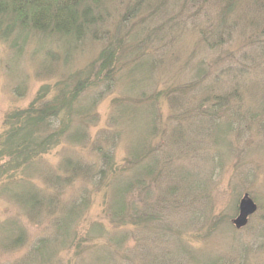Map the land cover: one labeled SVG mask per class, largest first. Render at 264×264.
<instances>
[{"label": "rangeland", "instance_id": "obj_1", "mask_svg": "<svg viewBox=\"0 0 264 264\" xmlns=\"http://www.w3.org/2000/svg\"><path fill=\"white\" fill-rule=\"evenodd\" d=\"M100 1L96 39L0 35V264H264V53L250 56L264 45V13L234 0L219 47L202 37L218 26L223 0ZM109 42L121 56L107 91L97 61ZM86 76L67 138L16 156L20 137L10 133L37 94ZM72 131L83 134L71 140ZM133 149L145 150L138 167L150 174L122 202L127 216L146 217L120 224L113 187L128 180ZM68 159L86 176L66 172ZM245 194L257 210L236 229Z\"/></svg>", "mask_w": 264, "mask_h": 264}, {"label": "trees", "instance_id": "obj_2", "mask_svg": "<svg viewBox=\"0 0 264 264\" xmlns=\"http://www.w3.org/2000/svg\"><path fill=\"white\" fill-rule=\"evenodd\" d=\"M223 1H225L226 7L221 12V18L218 26L214 27V33H211L209 36L210 38L205 35L202 37L203 40L207 41V46L210 45L212 40H214L212 45L215 44L219 47H221L225 42L224 38L226 36L221 37V35L222 33L225 35L227 34L224 32V28L226 27L225 25L228 23L227 13H233L232 8L234 9L236 1ZM138 2L140 3V1ZM138 2L129 9L130 11H128L127 17L131 14V9H138ZM102 5L103 4L100 0H0V35L5 39L11 35L15 38L18 36L17 34H21L22 31H29L36 32L37 34L43 36H54L60 40L75 42L84 40L86 36L96 39V37L103 31L101 30L103 28ZM254 5L257 12L260 13L262 11L264 13V0H254ZM126 20L127 18L124 17V24H121L122 27H124ZM120 45L121 44L119 43H116L115 45L114 43L109 42L107 46L102 49L99 60L97 61L100 70L99 76L104 75L100 84H105L107 91L108 89L110 90L111 87V82H109L111 79L110 75L112 76L115 73L110 70L113 69V65L117 63L118 57L121 56V53L119 52L121 49ZM252 51L253 52L250 56H253V53L260 56L264 53V45L254 44ZM254 58L255 57H250L249 60H253ZM91 81L92 79L88 76L85 78L76 77L72 84L66 85L56 91L50 98H47V93L40 91L29 105L28 109L19 115L20 117L23 116L24 120L21 122V120L16 119V126L13 127L14 129L10 133H14L16 137V140H14L13 143L18 141V138L20 137L21 143L17 146L18 148L16 151L20 147L21 149L15 153L16 156L21 158V156L24 157L25 154L30 155L31 153L34 154V152H36L37 155L44 154L49 150V146L54 140L53 137L56 138V142H58L59 139L62 140V138H67V133H69L70 130L71 118L76 113V104L84 92L92 84ZM101 95L102 94H100V96ZM233 95L234 92L227 95V97H218L221 101L215 98L213 105L202 110L198 115L202 117L210 115V112H212L210 110L211 107L219 109L222 106V99H228V97ZM174 99L175 98L172 99V103L175 105L177 102ZM58 120L61 122L59 129L55 128L50 134H43L44 136L39 135L43 132L45 133V131L48 132L51 130L54 123ZM20 126L22 128L21 131H23L21 132L23 133L22 136H19L20 133L18 134V132H16V129ZM82 134V131H72L69 134V138H71V140H78V138H81ZM38 136H41L39 140L36 139ZM38 149H43V152H39ZM141 151V149L131 150L130 157L125 160L128 166L126 169L129 170V174L125 178L128 180H125L124 182L119 180V184L117 183L118 181L115 183L116 187H113V194L117 196L116 200L122 202L123 192L125 191L126 194L130 193V191L132 192L133 188L139 186L140 184L139 176H147L150 174L147 172V167L149 166L146 167V171L141 172V170H139V161L142 155H144L145 150L143 152ZM103 157L106 160V164L111 165L112 156L104 154ZM147 159L148 158L145 155L142 158V161H145L147 164ZM65 163L64 169L66 172V168H70V170L78 174V176H86L85 172L87 171L78 165H72L71 160L68 159ZM99 173L102 174V170H100ZM107 173L108 172L106 170V175ZM114 174H116V171ZM120 174L123 176L126 173L124 171H120L116 177L121 176ZM118 179L121 178L118 177ZM120 184L123 185L120 186ZM124 184L126 185L125 187ZM24 195H27L26 198H29L25 199L27 200L25 203L30 204V200L32 199L31 192L28 191L24 193ZM133 210L134 209L132 208L131 213L136 214L127 216L125 213L126 208L124 207L123 202L121 203L118 211L114 209L117 214L116 216H118L121 220L120 224L125 221H129L131 223L143 222V218L146 217L145 214L141 213L139 210L138 213L133 212Z\"/></svg>", "mask_w": 264, "mask_h": 264}, {"label": "water", "instance_id": "obj_3", "mask_svg": "<svg viewBox=\"0 0 264 264\" xmlns=\"http://www.w3.org/2000/svg\"><path fill=\"white\" fill-rule=\"evenodd\" d=\"M257 210L255 203L245 194L238 203V213L232 224L236 229H240L248 222V218Z\"/></svg>", "mask_w": 264, "mask_h": 264}]
</instances>
